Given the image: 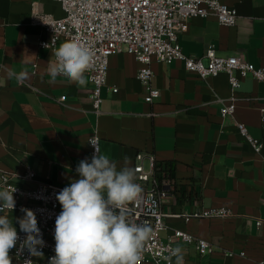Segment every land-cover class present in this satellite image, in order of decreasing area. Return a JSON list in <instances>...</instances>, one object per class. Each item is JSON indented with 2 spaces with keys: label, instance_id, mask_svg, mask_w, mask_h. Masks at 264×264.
<instances>
[{
  "label": "crops",
  "instance_id": "0c3cea01",
  "mask_svg": "<svg viewBox=\"0 0 264 264\" xmlns=\"http://www.w3.org/2000/svg\"><path fill=\"white\" fill-rule=\"evenodd\" d=\"M221 1L237 8V23L224 25L214 16L191 18L180 34L184 52L202 55L213 43L221 55L236 54L264 66V0ZM35 12L64 15L58 0H0V169L32 168L35 180L21 182L25 187L39 181L71 183L79 179L75 169L88 158V138L97 128L100 154L116 161L118 169L125 166V157L134 168L137 152L144 150L154 152L174 178L172 192L162 202L170 213L162 236L181 228L215 246L213 253L201 254L194 244L177 240L184 264H259L264 259V81L242 78L235 112L223 117L221 108L231 95L226 72L201 78L181 60L154 58L152 83L161 94L147 102L137 76L142 64L122 50L110 58L98 114L86 73L84 86L49 75L55 51L40 45L50 34L34 22ZM63 43L61 38L58 47ZM9 72L23 73V82ZM62 95L67 96L64 102L58 100ZM237 122L263 142L261 152ZM214 206L228 207L231 214L189 221L175 215ZM0 215L13 218L19 229L18 211L0 210Z\"/></svg>",
  "mask_w": 264,
  "mask_h": 264
},
{
  "label": "built area",
  "instance_id": "2783aa9c",
  "mask_svg": "<svg viewBox=\"0 0 264 264\" xmlns=\"http://www.w3.org/2000/svg\"><path fill=\"white\" fill-rule=\"evenodd\" d=\"M64 10V15L55 17L50 13L35 12L33 20L47 31L50 36L42 38L40 45L58 49L61 38L65 42H77L87 47L93 53L92 68L86 72L91 81V96L93 108L99 114L103 102L102 90L107 84L110 58L120 51L134 54L141 62L137 76L145 87L147 102H153L161 94V89L153 85L154 70L152 61L160 62L181 60L185 68L196 72L201 78L215 76L226 72L231 87L230 103H224L221 108L223 117L233 114L236 109L235 91L241 86L242 78L252 75L264 81V66H256L250 61H244L236 54L221 55L215 44L211 43L202 55L187 54L180 43V34L188 30L189 21L193 17L206 18L214 16L224 25L233 26L237 23L238 10L221 0H58ZM204 58L208 59L206 63ZM21 83L23 82L20 81ZM117 91L118 88H114ZM67 96L58 98L64 102ZM218 100H223L219 98ZM264 113V108L262 109ZM239 131L251 142L257 152H261L263 142L250 135L248 127L243 122H237ZM95 142L99 151L100 134L96 128L89 136L88 143ZM88 154L90 160L95 148ZM135 183L142 188L139 201L127 205L126 213L129 220L136 223H146L152 232L144 242L140 258L136 264H168L164 258L170 250L177 247V240L194 244L201 254L213 253L215 246L210 240L197 236L187 230L174 228L172 233L164 238L162 231L168 227L166 218L170 213L162 208L163 200L172 192L174 178L169 171L158 164L154 152L139 150L135 156ZM148 161V165L145 164ZM36 172L27 167L24 172L10 169H0V190L13 192L15 207L22 217L21 208L35 212L45 246L40 249L43 258L31 256L25 249L18 254L17 247L10 250L12 264H24L31 259L34 264H49V258L55 255L54 228L55 218L62 208L56 200L67 184L39 181L34 187H25L23 181H34ZM3 210H11L4 208ZM231 214V209L225 206L202 207L175 215L186 221L195 217H225ZM18 217V218H19ZM262 221H259V224ZM20 240L25 233L17 229ZM233 255L234 252H227ZM242 255L245 251L241 252ZM174 259V258H173ZM264 264V259L259 260Z\"/></svg>",
  "mask_w": 264,
  "mask_h": 264
},
{
  "label": "clouds",
  "instance_id": "9594fccd",
  "mask_svg": "<svg viewBox=\"0 0 264 264\" xmlns=\"http://www.w3.org/2000/svg\"><path fill=\"white\" fill-rule=\"evenodd\" d=\"M47 48V45H45ZM55 62L49 63V75L63 76L70 83L84 86L85 73L92 68L93 53L77 42H65L54 53ZM22 81L24 74L9 72ZM91 159L79 161L74 179L56 194L61 212L55 218L54 252L49 264H136L149 238L152 228L136 223L127 217L126 207L139 201L142 188L135 183V169L125 166L118 169L117 162L100 154L95 142ZM13 191L0 190V210L15 207ZM22 217L16 218L25 238L21 241L13 218L0 215V264H12L10 250L17 247L18 254L25 249L31 256L43 258L40 250L45 246L36 214L21 208ZM174 258V259H173ZM168 264H184L181 247L170 250L164 258ZM24 264H34L26 259Z\"/></svg>",
  "mask_w": 264,
  "mask_h": 264
}]
</instances>
